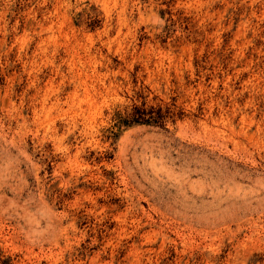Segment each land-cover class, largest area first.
Returning <instances> with one entry per match:
<instances>
[{"label":"rangeland","instance_id":"374dc122","mask_svg":"<svg viewBox=\"0 0 264 264\" xmlns=\"http://www.w3.org/2000/svg\"><path fill=\"white\" fill-rule=\"evenodd\" d=\"M0 264H264V0H0Z\"/></svg>","mask_w":264,"mask_h":264},{"label":"trees","instance_id":"16d2710c","mask_svg":"<svg viewBox=\"0 0 264 264\" xmlns=\"http://www.w3.org/2000/svg\"><path fill=\"white\" fill-rule=\"evenodd\" d=\"M163 110L152 107L145 108V105L126 107L121 111H117L112 118L113 126L109 132L112 137H116V132L122 127H128L135 124L139 125H160L165 122L166 115L162 113Z\"/></svg>","mask_w":264,"mask_h":264}]
</instances>
